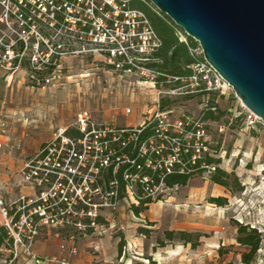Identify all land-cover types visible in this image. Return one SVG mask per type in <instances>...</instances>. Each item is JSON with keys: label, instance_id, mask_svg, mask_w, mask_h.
Listing matches in <instances>:
<instances>
[{"label": "rangeland", "instance_id": "obj_1", "mask_svg": "<svg viewBox=\"0 0 264 264\" xmlns=\"http://www.w3.org/2000/svg\"><path fill=\"white\" fill-rule=\"evenodd\" d=\"M41 9L46 12L44 6ZM86 13L91 14V9ZM62 15L71 23H64L61 14L59 19L46 14L26 20L18 7L0 0V117L9 122L2 139L14 146L1 156L19 162L12 173L0 167V191L7 204H13L14 214L27 215L41 196L51 198L47 217L35 214L18 220L14 231L23 245L16 255L14 237L8 233L0 245V264H35L25 247L30 237L31 250L43 264L62 259L73 264H247L236 221L258 228L264 237V126L246 128L235 117L242 100L234 89L227 94L171 95L174 112L169 120L187 116L189 122H205L209 150H218L221 168L234 174L231 188L196 174L185 186L155 188L161 199L140 215L132 207L138 203L133 198L117 195L111 202L106 192L93 188L92 167L85 168L93 163L94 153L85 152L79 143L82 156L75 159L67 151L64 132L88 125L99 132L107 125L139 124L157 110L158 93L166 86L159 85L154 74L125 72L118 65L121 60L108 56L106 45L96 44V38L106 40V22L101 24L98 16L88 17L97 24L92 36L80 31L77 18ZM23 41L25 48L20 51ZM19 51L24 57L15 62ZM49 60L54 65L51 71ZM208 102L219 106L218 119L204 121ZM49 149L50 158L42 157ZM70 172L76 174L74 181L61 186ZM10 180L13 186L8 185ZM62 195L70 198L66 209ZM217 197L226 198V203L212 202ZM80 200L97 216L76 208L82 206ZM90 228L93 231L88 232ZM168 230L186 231L190 241L179 234L169 239ZM252 264H264V238Z\"/></svg>", "mask_w": 264, "mask_h": 264}, {"label": "built area", "instance_id": "obj_2", "mask_svg": "<svg viewBox=\"0 0 264 264\" xmlns=\"http://www.w3.org/2000/svg\"><path fill=\"white\" fill-rule=\"evenodd\" d=\"M78 1V5L85 2L86 8L84 10V13H81L83 10L81 5H77L74 8L67 7L66 13L69 17L77 18L75 23H79L81 21L83 26H92V29L89 32L80 30L86 35H96L95 32L97 24H95L92 19L88 18L89 16H98V20L101 21V24L103 25L106 22L105 42H103L104 40H102V38H96L95 42L97 45H106L108 56L110 58H115L119 61L121 60L120 62H118V65L123 66L125 72L136 73L142 76L154 74L156 78L161 75V72L146 66L147 62H150L155 59L153 57L154 53L161 47L162 39L154 28L148 15L143 10L132 8L130 6L129 0H102V2H98V0ZM90 1L91 3H89ZM43 6L45 7V5ZM43 6L41 5L40 7ZM89 9H91V14L88 15L86 12ZM154 9L158 13H160V10L158 8L155 7ZM70 12H73L72 15ZM70 21H72L71 18H65L63 20L64 23H71ZM111 31L116 34H110L111 36L108 37V33H110ZM178 32L181 39L185 42H188L186 35L181 31ZM198 51H201V55H204L203 49L200 45L197 48H191L192 53L200 55L198 54ZM192 70L193 72L186 77H169L168 81L174 79L180 81V84L175 88L166 87L163 90H160L158 93V98L156 100L157 110L153 114L145 117V120H143L138 125L125 126L119 128L107 125L104 131L99 132H95L96 130L95 128H93V126H91L90 131H87L90 125L81 127L79 126V128H81V130L83 129L82 131L86 132V134L83 138L78 139L76 141L68 138L67 146L68 144H70V146L67 147V151L69 153H72V155L75 156V159L81 158L82 151L78 150L77 148L78 144L80 143V146H82L85 152L94 153L92 155V158L95 161L99 156V151H101V144L105 143L106 159H104V164H106V167H108L114 161V159H112V156L116 153V149L114 147L111 148L112 146L115 145L120 149L132 146L135 150H137L140 156L146 158L144 165H138L140 172L142 171L141 173L135 175L125 173L124 175L125 180L128 182L127 197L133 198L136 201L137 199L135 197V191L137 182L139 180L143 182H148L151 179L149 175L141 176V174L143 173L145 166H153V162L149 158V153L156 149V143L158 139L162 140L163 142H170L169 147L165 146V149L170 152V155L167 158L163 159L164 161L162 166V168H166L168 172H171L173 163L177 160V149L171 146V144L177 142L180 139V135H183L186 140L193 141L192 146L194 150V162L197 159L203 158L206 152H210V154L216 155L211 152L208 148L209 137L207 129L204 126L205 122H189L186 120L189 119V117L187 116H184V118H178L175 122H171L168 118V116L174 112V108L172 107L171 102V95H174L176 93L190 95L206 92H219L220 94H227L229 90L233 89V87L206 59L199 60L194 63L192 65ZM162 84L163 83H161L160 85L162 86ZM163 100L170 103L166 106V108L162 107ZM209 108L215 113L219 111V106L217 104H209V102L206 103L204 109L207 110ZM230 110L232 111V109ZM127 112H131V109H128ZM235 117L241 119L242 124L246 128H254L257 125L264 126L263 120L256 113L251 111L243 102H241V108L238 112H236ZM152 121L157 123L156 134L148 136L146 138H141V133L144 127ZM190 124H192V128L187 129V126ZM8 129V120L6 118L0 117V156L1 154H4L5 149H8V152H11L14 148L13 145L7 143L5 140L2 139V137H4L7 133ZM224 129V126H220V131H224ZM88 136H90V140L93 141H90L88 139ZM50 151V149L49 151H44L48 152L44 157H47L50 154ZM124 156L126 157V155H123V158ZM48 158H50V156H48ZM120 159L121 157H117V160ZM61 161L62 163H65V158H62ZM94 161L90 167H92V170L95 174L98 172V168L94 166ZM219 166H221V164H219ZM202 167H204L203 175L211 179L212 175L218 169V164L203 163ZM70 169L72 170V167H70ZM31 171L33 172V174L37 176L39 175L38 170ZM69 175H71V177H68V183L70 181L73 182L74 178L76 177V174L72 172H70ZM66 184H64L61 180V186H66ZM114 184L117 185V181L112 182L113 186ZM159 186H164L163 182H161ZM155 188L149 190L153 196L156 195ZM106 195L111 197V202H114V198L118 195V190L115 189L112 192H106ZM62 201L67 202L68 205L70 204V198L68 196L62 195ZM12 205L13 204H7L4 196L0 191V226L5 227L8 233L13 235L14 249L17 255L19 245H23V239L21 235L16 234L14 231L16 230L18 220L20 218L27 219L31 215L35 214L38 215L41 219L47 217V209L51 207V198L48 195L41 196L35 204L34 211L30 212L27 215H25V213L20 214L17 212L14 214L12 212ZM85 213L87 216H92L93 214L97 216V213H93L90 208ZM91 223L95 224V221L93 220L91 221ZM32 244V237H30L28 243L25 244L29 255L32 257L35 264H43L44 260L37 254L32 252ZM56 264L73 263L66 259H62L56 260Z\"/></svg>", "mask_w": 264, "mask_h": 264}, {"label": "trees", "instance_id": "obj_3", "mask_svg": "<svg viewBox=\"0 0 264 264\" xmlns=\"http://www.w3.org/2000/svg\"><path fill=\"white\" fill-rule=\"evenodd\" d=\"M10 4H14V6L18 7V12L22 15V17L26 20L31 18L33 20V15L36 18H40L42 16L45 17L48 14L52 18L59 19L61 14V20H64V16L62 13L67 12V7L74 8L78 5V0H7ZM130 6L132 8H137L143 10L151 20L154 28L160 35L162 39L161 47L154 53V60L147 62L146 66L155 69L161 72V75L157 77V82L160 85L161 83L165 84L166 87L175 88L180 84L178 80H169V77H179V76H189L193 70L192 65L199 60H204V55H197L191 52V48L199 47V42L194 38L190 37L185 33V31L179 27L167 14L160 11L158 13L154 8L155 6L152 4L150 0H129ZM151 6H149V4ZM39 5H45L46 12H42L41 7ZM83 8L81 13H84L86 8L85 2L80 4ZM78 5V6H80ZM14 10H12V13ZM71 15L73 12H70ZM80 30L89 32L92 29L91 25H82L80 21L78 23ZM181 31L187 37L188 42H185L181 39L179 32ZM25 44L24 41L21 42L20 51L24 50ZM17 53L15 57V62L21 60L22 53ZM24 57V56H22ZM54 55L52 61L54 60ZM23 59V58H22ZM51 63V64H50ZM50 68V71L54 68L52 62L49 60V64H47ZM170 104L169 102L163 100L162 107L166 108V106ZM204 121L208 119L216 120L218 116L215 112H213L210 108L204 110L203 112ZM156 126L157 123L152 121L148 125H146L141 133V138H146L148 136H152L156 134ZM192 124L187 126V129H191ZM91 130V126L88 127L87 131ZM86 132L82 131L81 128H68L65 130L64 135L72 140H78L85 136ZM61 141V140H60ZM164 145V146H163ZM193 141L186 140L183 135H180V139L171 144L174 148L177 149V160L173 163L171 172H168L166 168H162L163 159L167 158L170 155V152L165 149V146H170V142H163L158 139L156 143V149L149 153V158L153 162L152 167L145 166L143 173L141 176L149 175L151 177L150 181L143 182L138 181L135 191V197L138 203H134L132 205L136 214L140 215L144 208L148 207L155 200L161 199L160 195L153 196L150 189H153L163 182L166 188H174L177 186H185L189 183V181L196 174H203L204 167H202L203 163L206 164H218L217 171L212 175L211 179L214 183L222 185L228 189L231 188V184L233 181L232 173L223 170L221 166H219L221 162V158L219 156L210 154V152H206L201 159H197L195 162L193 160L194 150H193ZM70 146V144H68ZM111 147V146H110ZM109 147V148H110ZM116 149V153L112 156L114 161L106 167L104 164V159H106V144H101V151H99V156L94 161V166L98 168V172L95 173V180L92 182V186L94 189H100L103 192H112L115 189L118 190V196H127V181L125 180V173H129L132 175L141 173L138 165L145 164L146 158L140 156L132 146H128L124 149H120L117 146H112L111 148ZM218 150H215L217 153ZM48 152H44L41 156H46ZM214 153V154H215ZM123 155H126V157ZM117 157H121L120 160H117ZM64 162V161H63ZM91 164L86 166V169H89ZM236 179V177H235ZM63 183H68V178L62 179ZM117 181V185H112V182ZM227 201L224 197L212 198V202H215L219 205H224ZM82 206L75 207L82 208L84 210H89V206L84 205L80 201ZM67 202L62 201V209L67 208ZM64 207V208H63ZM87 221L90 223L91 220L87 218ZM236 225L238 228V241L241 245H243L246 249L243 253V261L247 264H252L258 254V251L262 248L263 242V234L259 231L258 228L252 227L250 224L236 221ZM93 231L92 228L88 230V232ZM181 235L182 239L186 241H190L189 237L190 233L186 231H175L168 230L166 231V235L169 239L175 238L177 235ZM8 231L5 227L0 226V245L4 244L5 239L8 237ZM13 241V239H12ZM165 243L162 242V246Z\"/></svg>", "mask_w": 264, "mask_h": 264}, {"label": "water", "instance_id": "obj_4", "mask_svg": "<svg viewBox=\"0 0 264 264\" xmlns=\"http://www.w3.org/2000/svg\"><path fill=\"white\" fill-rule=\"evenodd\" d=\"M264 122V0H150Z\"/></svg>", "mask_w": 264, "mask_h": 264}, {"label": "crops", "instance_id": "obj_5", "mask_svg": "<svg viewBox=\"0 0 264 264\" xmlns=\"http://www.w3.org/2000/svg\"><path fill=\"white\" fill-rule=\"evenodd\" d=\"M1 108H3V106H0V112H1ZM138 125V124H135ZM126 126H133V124H127ZM6 155V154H5ZM19 164L18 160L13 157V156H8L7 158H4V156H0V167L1 170H5L7 172H14L15 167ZM12 181L10 180V182L8 181V185L9 186H13V183H11Z\"/></svg>", "mask_w": 264, "mask_h": 264}]
</instances>
